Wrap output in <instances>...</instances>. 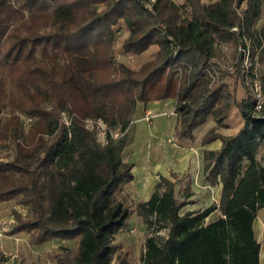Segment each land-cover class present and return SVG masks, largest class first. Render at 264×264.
<instances>
[{"label":"trees","instance_id":"1","mask_svg":"<svg viewBox=\"0 0 264 264\" xmlns=\"http://www.w3.org/2000/svg\"><path fill=\"white\" fill-rule=\"evenodd\" d=\"M180 1L0 0V203L20 198L29 212L14 213L8 236L76 242V252L60 249L56 264H112L122 249L116 237L136 212L148 226L169 227L163 242L145 240L141 264H261L254 224L264 210V108L254 112L245 84L247 98L237 103L225 82L211 85L207 70L224 42H250L253 53L263 45L264 89V26L256 28L264 0ZM121 21L130 31L127 53L159 48L138 71L114 60ZM169 98L182 139L193 140L210 117L223 125L233 105L243 120L235 136L202 140L222 142L204 154L205 169L214 164L211 174L222 183V216L213 222L206 219L216 206L181 213L191 195L179 199L175 174L161 178L148 201L127 206L120 194L134 181L135 165L124 159L130 136L115 142L107 135L103 146L86 128L87 119H100L128 132L138 104ZM66 112L69 125L59 118ZM25 117L34 120L28 134ZM129 256L121 252L118 264H130ZM6 261L0 250V264Z\"/></svg>","mask_w":264,"mask_h":264},{"label":"rangeland","instance_id":"2","mask_svg":"<svg viewBox=\"0 0 264 264\" xmlns=\"http://www.w3.org/2000/svg\"><path fill=\"white\" fill-rule=\"evenodd\" d=\"M177 6L181 7L183 1L172 0ZM205 4H210L216 0H202ZM152 3V1H151ZM247 4H242L241 10H245ZM147 7L150 8V4L147 3ZM264 26V2L262 7V13L259 21L256 24L257 30ZM115 34V45L114 46V60L118 64H124L128 68L134 71H138L141 66L155 59L159 48L157 46L150 47L147 51L141 55H134L127 53L123 49V44L128 38L130 31L125 26L124 22L121 21L117 26L113 28ZM241 41L231 40L217 48L215 53L216 67L230 66L236 55L238 54V47ZM225 82L229 85L233 96L237 103L247 98V92L245 86L242 83V79L238 75H222V80L219 82ZM219 82L213 84L217 85ZM175 100L173 98L153 101L147 105L143 103L138 104L136 113L132 122V130L123 132L121 126L108 127V125L102 120L87 119L91 123L85 121V125L91 131L96 132L98 142L104 146L107 143V135L112 140L119 141L125 134L130 136V144L125 150L124 155L127 157L125 161H129L134 164V183L130 184L129 188L125 189L120 194L121 198H125L126 205L133 209L139 202L145 201L149 198L151 193L156 189L157 185L160 184L161 178H169L168 171L171 167L177 164L180 156H183L179 149V144L182 138L176 135L175 124H180V119L174 114ZM228 118L223 122V125L217 126L216 122L212 117L208 119L209 122L204 127L210 130L205 135L223 133L233 134L241 124V115L237 106L233 105ZM69 114H61L60 122H70ZM170 115V116H168ZM9 117L8 110L3 112L1 120L5 122ZM23 119V116H20ZM28 118V117H27ZM27 118L25 120L27 122ZM28 124H24L25 133H29L34 120ZM101 122L102 126H98L97 123ZM178 125V124H177ZM180 126V125H179ZM204 136V138H205ZM46 140H49V136H45ZM229 137V136H227ZM203 138V139H204ZM185 139V138H183ZM202 141V140H201ZM202 145L203 141H202ZM208 145V144H207ZM218 152V151H217ZM261 152V151H260ZM259 153V152H258ZM262 153H259L257 158L260 161ZM207 162L205 160V167ZM214 164H212L213 166ZM211 166V167H212ZM211 177V174L209 175ZM208 176V177H209ZM177 178H179L177 176ZM175 180V179H174ZM173 180V181H174ZM177 179V195L180 200L184 201L187 195H192L191 179L189 176ZM132 190H129V189ZM135 194V198L133 196ZM204 191L201 189L199 196H203ZM215 193V194H214ZM211 198L213 199L216 195L215 189L211 191ZM193 203L187 199L186 206L182 209V213L187 210L192 212H201L210 206H216L215 204L210 206H203V208L192 207ZM185 211V212H184ZM18 212L22 216H26L28 208L21 204L20 198L0 203V220L7 219L12 223L14 213ZM264 210H259L257 219L254 224V230L258 242L261 244V262L264 264ZM213 219H209L206 223L212 222ZM169 227L164 222H156L151 226L144 224L143 219L140 218L136 212H134L129 219V227L120 232L116 237V244H120L122 249L115 255L112 264H118L117 256L121 252L130 251L129 263L130 264H141V256L144 252V243L148 237H155L158 241L163 242L168 237ZM78 244L74 241L71 242H59L51 241L40 245L32 244L30 241L29 234L19 233L14 236H5L0 238V250L6 255L7 261L4 264H56L55 257L60 254L61 248L76 252Z\"/></svg>","mask_w":264,"mask_h":264},{"label":"crops","instance_id":"3","mask_svg":"<svg viewBox=\"0 0 264 264\" xmlns=\"http://www.w3.org/2000/svg\"><path fill=\"white\" fill-rule=\"evenodd\" d=\"M170 116V115H168ZM209 122V121H207ZM178 124V125H177ZM207 124V123H206ZM179 126V123L176 122L175 124V130L176 127ZM200 126L194 131V139H182L181 143L179 144V149L183 156H180L179 161L176 165L171 167L168 171V177L170 178L171 175L175 174L178 176L179 181L181 178H184L186 176H189L191 179V188H192V195L189 197V202L193 203L191 206L203 208V206H210L215 204L217 207V210H215L207 219L206 222L209 221V219H213V221L217 220L219 217L222 216L221 211H219V206L221 202V195H222V183L221 179L218 177L215 179V177L212 176L211 170L212 166L209 170H206L205 168V155L207 152H217L220 151L222 147V142L220 140H216L211 144L208 145H202V141L204 136L208 133L210 130V127H204ZM243 127V120H241V124H239L238 129L233 134H226L223 133V136H235L239 133L241 128ZM132 130V128L130 129ZM127 156L124 155V159ZM129 162V161H128ZM133 172V171H132ZM134 173V172H133ZM211 174V177L209 176ZM209 176V177H208ZM175 181V180H174ZM178 181V185H179ZM134 183V182H133ZM131 183V184H133ZM130 185H127L125 189L129 188ZM203 190V196H199L200 190ZM216 191V195L214 198H211V191ZM129 190H132L131 188ZM156 191V189L151 193L148 199L142 202L148 201L152 194ZM215 194V193H214ZM135 194L133 193V196ZM141 201L139 203H142ZM211 207V206H210ZM185 212V211H184ZM187 212H192L191 210H187ZM182 213V212H181ZM182 213V214H185ZM264 219V218H263ZM212 221V222H213ZM209 223V222H208ZM260 262H261V253H260ZM262 264V262H261Z\"/></svg>","mask_w":264,"mask_h":264},{"label":"built area","instance_id":"4","mask_svg":"<svg viewBox=\"0 0 264 264\" xmlns=\"http://www.w3.org/2000/svg\"><path fill=\"white\" fill-rule=\"evenodd\" d=\"M233 31L237 32L238 29H234ZM263 48L258 47L252 52L250 42L246 43V47L240 45L238 47V54L234 58L233 63L230 66L226 67H216L215 59H212V68L207 70V75L211 79V85L222 80V75L227 73L228 75H239L241 79H243V83L250 90L251 96L254 100V112L256 114H260L264 108V89L261 82V76L259 72V58L258 53ZM31 119H27V123H29ZM87 123H91V121L87 120ZM66 125H69V122H65ZM98 126H102L101 122L97 123ZM87 129L92 130L93 128ZM12 229V223L7 219L0 220V238L8 236V232ZM6 256V255H5Z\"/></svg>","mask_w":264,"mask_h":264}]
</instances>
